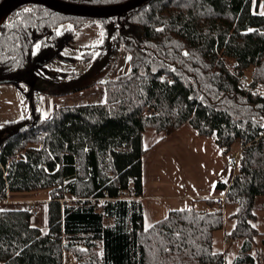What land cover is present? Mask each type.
Here are the masks:
<instances>
[{
	"label": "trees",
	"instance_id": "trees-1",
	"mask_svg": "<svg viewBox=\"0 0 264 264\" xmlns=\"http://www.w3.org/2000/svg\"><path fill=\"white\" fill-rule=\"evenodd\" d=\"M65 1L109 6L127 0ZM263 1L149 0L110 21L34 3L12 10L0 24V78L28 83L31 114L0 127V192L48 189L49 230L31 224L29 209L0 208V264H64L65 251L80 264H227L213 250L227 206L237 219L229 238L243 239L232 264H259L250 251L259 233L251 221L264 197V94L258 93L264 89V14L253 8ZM95 20L105 37L98 57L124 47L129 71L101 82L104 103L56 106L51 117H41L42 93L87 87L63 92L38 82L49 79L48 63L64 57L63 47L82 25ZM67 22L70 27L59 29ZM83 56L88 61L92 52ZM248 71L243 91L240 77ZM146 107L153 113L145 115ZM185 123L214 136L226 152L241 144L232 182L217 184L226 190L225 205L207 199L210 209L174 210L145 228L143 134Z\"/></svg>",
	"mask_w": 264,
	"mask_h": 264
},
{
	"label": "crops",
	"instance_id": "crops-1",
	"mask_svg": "<svg viewBox=\"0 0 264 264\" xmlns=\"http://www.w3.org/2000/svg\"><path fill=\"white\" fill-rule=\"evenodd\" d=\"M129 57L126 54L119 67L129 65V68ZM95 85L103 87L101 81ZM44 95L47 100L42 112L44 110L48 114L45 118L51 117L56 106L85 104L80 102L83 101L81 92ZM99 99L100 103L104 102L105 95L101 93ZM143 145L142 201L145 228L164 219L174 210L191 207L198 210L210 209L207 199L216 200L225 190L218 188L217 184L229 185L237 172V165L231 162V158L235 156L232 155L233 147L226 152L216 143L214 136L200 135L190 123L160 132L147 129L143 134ZM235 212L234 207H225L224 227L213 233V250L224 253L227 264L233 263L243 244V239L229 238L237 222ZM254 214L255 218L251 223L259 233L250 252L259 264H264V202L257 203Z\"/></svg>",
	"mask_w": 264,
	"mask_h": 264
},
{
	"label": "rangeland",
	"instance_id": "rangeland-1",
	"mask_svg": "<svg viewBox=\"0 0 264 264\" xmlns=\"http://www.w3.org/2000/svg\"><path fill=\"white\" fill-rule=\"evenodd\" d=\"M255 8L256 7L253 8L254 12L264 14V1L260 2L258 7ZM113 18H107V20L110 21ZM70 26L71 23L67 22L59 29ZM104 38V28L101 21L95 20L94 23L91 21L85 22L78 31L75 40L63 47L62 54L64 57H57L48 63L45 75L49 77V79L43 80V83L38 82V84L48 90L54 89L63 92H70L73 88L78 86H87L77 91L83 94L82 98L80 97L83 100L80 101L81 103L98 104L100 103L99 96L101 93L105 95L106 101V88L104 84L102 83V88L95 84L99 81L103 82L108 77L117 76L124 72L126 73L127 69H130V67L128 68L129 65H125L124 68H121L119 67V63L126 54L130 56V53L124 47H120L116 53L106 57V59L98 57L100 54L103 55L100 47L104 42ZM86 51L92 52V57L88 61L81 59L84 57L83 54ZM229 61L232 62V60ZM53 72H64L66 75L57 80L54 79V76H51L50 73ZM247 76L250 79V71L247 72ZM29 90L30 86L25 82L19 84H0V127L15 119L30 116L31 102L28 95ZM258 91L259 94H264V89L258 88ZM77 92L64 93L63 95ZM44 94L49 93H42L39 96V103L37 105V109L40 111L41 117L43 118L48 115L44 110L42 112L44 102L47 100V96ZM145 109L144 114L147 115ZM23 153L24 151H21L15 157H11V159L21 157ZM240 153L241 144L239 141H236L233 145L232 155L238 156ZM6 197V202H1L0 204L1 209L4 210L8 207L29 209L33 212L31 224L40 228L44 233L48 232L49 223L47 207L50 199V191L48 189L24 193L8 192ZM259 202H264V197H258L257 203ZM35 211L36 213H34ZM107 223H110V221ZM72 258L75 259L71 252H64V264H80L81 261L77 259H75L76 262L70 263Z\"/></svg>",
	"mask_w": 264,
	"mask_h": 264
},
{
	"label": "water",
	"instance_id": "water-1",
	"mask_svg": "<svg viewBox=\"0 0 264 264\" xmlns=\"http://www.w3.org/2000/svg\"><path fill=\"white\" fill-rule=\"evenodd\" d=\"M148 1L149 0H127L116 5L90 6L65 0H2L0 3V15L10 4L18 3L15 7L17 8L22 4L34 3L43 5L44 7L61 14L94 19H107L123 16ZM13 81V79L9 78H0V84L13 83Z\"/></svg>",
	"mask_w": 264,
	"mask_h": 264
},
{
	"label": "built area",
	"instance_id": "built-area-1",
	"mask_svg": "<svg viewBox=\"0 0 264 264\" xmlns=\"http://www.w3.org/2000/svg\"><path fill=\"white\" fill-rule=\"evenodd\" d=\"M249 81L250 80H249L247 75H243L240 77V83L239 84H240L241 90L247 91L249 89ZM145 112L147 114L153 113V111L149 108H146ZM241 156H242L241 153L238 156H233L231 158V162L238 165L242 160ZM225 198H226V190H223L222 193L216 198V205L218 207H223L225 205ZM6 200H7V197H2L1 192H0V204H1V202H6ZM34 213H36V211ZM74 262H76V260L72 258L70 263H74Z\"/></svg>",
	"mask_w": 264,
	"mask_h": 264
},
{
	"label": "bare ground",
	"instance_id": "bare-ground-1",
	"mask_svg": "<svg viewBox=\"0 0 264 264\" xmlns=\"http://www.w3.org/2000/svg\"><path fill=\"white\" fill-rule=\"evenodd\" d=\"M18 3H13L10 4L9 6H7V8L1 13L0 15V24H2L3 22H5V20L7 19L8 15L10 14V12L12 10H14V8L17 6Z\"/></svg>",
	"mask_w": 264,
	"mask_h": 264
}]
</instances>
